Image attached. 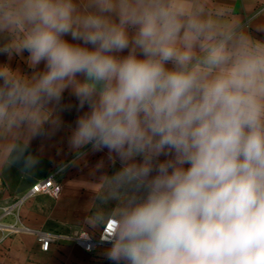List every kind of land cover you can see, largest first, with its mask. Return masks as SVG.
Returning <instances> with one entry per match:
<instances>
[{"label":"clouds","instance_id":"obj_1","mask_svg":"<svg viewBox=\"0 0 264 264\" xmlns=\"http://www.w3.org/2000/svg\"><path fill=\"white\" fill-rule=\"evenodd\" d=\"M258 2L242 21L221 0H0V54L32 69L0 64V169L36 172L30 144L62 126L70 90L87 111L61 170L89 145L120 162L95 165L84 219L108 260L264 264Z\"/></svg>","mask_w":264,"mask_h":264},{"label":"crops","instance_id":"obj_2","mask_svg":"<svg viewBox=\"0 0 264 264\" xmlns=\"http://www.w3.org/2000/svg\"><path fill=\"white\" fill-rule=\"evenodd\" d=\"M221 2L231 6L242 21L261 7L258 0ZM253 34L264 39V32ZM2 63H10L13 69L32 71L21 58L13 57L9 61L6 55L0 54ZM62 104L65 106L61 113L62 126L49 135L34 138L30 144L31 151L40 158L36 172L23 175L16 167L0 169V264H113L104 255L110 244H99L89 253L73 237L82 231L94 239L99 237L102 228L92 230L84 224L92 183L101 174L100 171L92 173L100 161L104 162L101 171L107 174L118 170L120 162L117 160L113 165L107 149L93 151L89 145L82 149L86 155L61 170L62 163L74 159L68 139L77 117L87 111V106L78 109V101L70 90L64 92ZM48 177L57 182V192L51 196L31 194L33 186ZM42 236L52 241L48 251L41 249L39 238Z\"/></svg>","mask_w":264,"mask_h":264},{"label":"built area","instance_id":"obj_3","mask_svg":"<svg viewBox=\"0 0 264 264\" xmlns=\"http://www.w3.org/2000/svg\"><path fill=\"white\" fill-rule=\"evenodd\" d=\"M57 192V182L53 177H48L37 182L33 188L31 189V194L33 195H54ZM103 229L97 239L92 238L90 235L88 237H81L80 233L74 235L73 240L81 246L85 251L92 253L99 244L107 243L102 241ZM39 242L41 243V249L43 251H48L51 239L45 236L39 238Z\"/></svg>","mask_w":264,"mask_h":264}]
</instances>
